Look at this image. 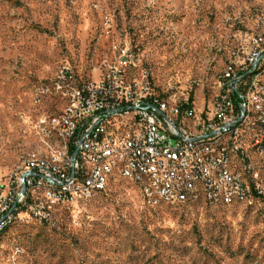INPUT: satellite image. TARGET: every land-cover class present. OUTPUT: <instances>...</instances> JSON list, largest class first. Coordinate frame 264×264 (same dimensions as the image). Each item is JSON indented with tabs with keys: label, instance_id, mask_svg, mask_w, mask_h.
Returning a JSON list of instances; mask_svg holds the SVG:
<instances>
[{
	"label": "rangeland",
	"instance_id": "374dc122",
	"mask_svg": "<svg viewBox=\"0 0 264 264\" xmlns=\"http://www.w3.org/2000/svg\"><path fill=\"white\" fill-rule=\"evenodd\" d=\"M263 32L264 0H0L1 189L38 115L62 107V64L95 80L125 45L129 79L201 106L227 54ZM250 204L151 206L115 177L90 197L27 207L0 237V264H264V200Z\"/></svg>",
	"mask_w": 264,
	"mask_h": 264
},
{
	"label": "built area",
	"instance_id": "2783aa9c",
	"mask_svg": "<svg viewBox=\"0 0 264 264\" xmlns=\"http://www.w3.org/2000/svg\"><path fill=\"white\" fill-rule=\"evenodd\" d=\"M114 49L115 59L98 79L76 78L69 64L58 69L54 89L62 107L38 115L33 148H42V155L31 157L30 148L0 187V225L22 218L27 207L41 213L54 204L90 197L104 189L101 180L107 173L133 184L151 206L160 205L154 191L167 192L179 206H216L220 201L234 206L243 195H250V206L263 201L264 78L256 77V70L264 59V32L227 54L222 97L212 94L201 106L193 98H176L173 89L157 93L147 80L129 79L130 51L119 44ZM246 90L256 93L252 121H245ZM167 92H174V105H167ZM217 114H224V124H217ZM246 125H254L260 164H252L250 150L244 148ZM57 128L69 134V149L50 147ZM215 134H222L219 147L199 146V138ZM200 151H218V158L200 166ZM225 159L244 164L252 190L237 183L234 167L226 168ZM206 170L217 171L220 186L208 184Z\"/></svg>",
	"mask_w": 264,
	"mask_h": 264
},
{
	"label": "bare ground",
	"instance_id": "6f19581e",
	"mask_svg": "<svg viewBox=\"0 0 264 264\" xmlns=\"http://www.w3.org/2000/svg\"><path fill=\"white\" fill-rule=\"evenodd\" d=\"M234 53V52H233ZM228 53V54H233ZM226 68V67H225ZM225 68L221 70L216 76V89L215 97H222L223 85L220 82V76H225ZM256 77L264 78V59L256 70ZM157 91V90H156ZM157 93H160L157 91ZM161 93H164L161 92ZM176 98H189V97H179ZM167 105H174V94H168L167 92ZM245 121H252L256 117L257 112V99L254 90H246L245 94ZM217 124H224V114H217ZM256 141V131H254V125H246L244 131V148L250 150V161L254 163V154L259 155L258 145ZM222 142V134H215L214 138H199V146L203 147H219ZM60 146L61 149H69L70 147V137L69 134L65 132L64 128H57L53 130V138L50 139V147ZM42 155V148H34L31 150V157H40ZM218 151H200V166H208V159H217ZM226 168H233L237 177V183H242L245 190H252V181L250 178H245V166L244 164H234L233 159H225ZM119 177L116 173H107L103 175L101 180V187L106 188L108 183ZM206 180L209 185L220 186V178L216 170H206ZM250 195H243V200H234V205L237 203L247 202L250 199ZM154 200L160 205H177L179 201L174 200L171 195L167 192L154 191ZM217 205H227V201L217 202ZM17 218H11L0 225V237L10 227Z\"/></svg>",
	"mask_w": 264,
	"mask_h": 264
},
{
	"label": "trees",
	"instance_id": "16d2710c",
	"mask_svg": "<svg viewBox=\"0 0 264 264\" xmlns=\"http://www.w3.org/2000/svg\"><path fill=\"white\" fill-rule=\"evenodd\" d=\"M155 90H157L158 92H162V90H159V89H156L153 85H151ZM189 98L191 99L192 98V94L190 93L189 94ZM167 206H169V205H167ZM170 206H179V204H177V205H170ZM220 206H227V205H220ZM7 230V229H6Z\"/></svg>",
	"mask_w": 264,
	"mask_h": 264
}]
</instances>
